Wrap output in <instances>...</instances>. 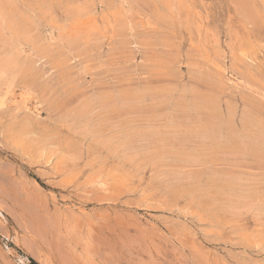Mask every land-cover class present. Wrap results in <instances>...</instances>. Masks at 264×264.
Wrapping results in <instances>:
<instances>
[{"label":"rangeland","instance_id":"rangeland-1","mask_svg":"<svg viewBox=\"0 0 264 264\" xmlns=\"http://www.w3.org/2000/svg\"><path fill=\"white\" fill-rule=\"evenodd\" d=\"M91 1H93L91 2L93 14L97 18L98 31L101 29L103 35L98 36L99 33L86 28L71 33L70 36H73L75 38L73 39L76 41L74 43L84 42L90 36L91 39H93L89 41L88 45H81L83 50L77 52L73 47L69 46L68 42L66 43L67 39L65 37H59L58 31L54 28L52 29V25L49 22L39 20L40 23H38L37 31H40V34L43 33L41 36L45 40H48L46 43H53L52 48L54 52H56L57 48L62 52L64 49L63 53H65L66 61L63 65L65 66H56L54 59L57 58V52L52 58L50 56L37 55L35 61L40 59L41 61L39 60L37 62L41 64H35V68L40 66L44 68L43 71L42 68H39L42 74L45 71V75L43 74L44 76H42L43 80L46 78V81H44L50 82L48 84V89L50 91L48 90L46 92L47 95L45 93L46 96H42H45L43 99L39 97V99L35 98L27 102L28 104L31 102V105L37 103L38 110H30L31 108L29 109L28 107L31 106L30 104H27L26 109H15L14 103L8 104L9 107L7 105L0 110V123L7 122V120L9 121L5 126L4 124H0V264H264V208L261 209L258 207L259 210H262L259 212L254 203L246 202V200L244 203H238V206H234L235 208L238 207V209H232L233 206L229 205L231 210H228L227 200L230 198L235 199V197L225 193L223 194V192H218L217 188H214L217 183H221V176L223 174L222 178H224L225 181L227 178H232V180L227 179V181L234 186H238L241 180H243V177H245L251 178V180L257 179L255 182L260 179L261 181L258 182H261L262 185L260 184V186L264 187V159L253 157L250 153H247V155L249 154L247 157L245 151L240 149H235L234 151V148L230 146L225 147L223 145L221 148L219 147V149L215 145L218 140H215V132L213 130L209 131L210 135L206 138L207 140L204 139L205 142L202 141L204 144H202V142H193L186 144V146L180 145L181 147L179 145H171L163 156L156 159L145 156L146 153L151 151L152 146H147L140 140L137 144L136 142L133 143V146H121L116 150L112 147H107L105 145L106 139L118 135L123 132L124 129L115 126L116 128L113 127L112 129L105 130V126H103V122L101 121L107 118V115L113 114L114 117L117 118L122 117L130 119L131 117L130 120H134L130 125L144 126L141 117H143V113L147 109L145 108L147 104L149 106L158 104L161 101L160 98L163 99V93L159 90H154L150 96L144 95L145 98L142 97L144 98V103L132 96L128 97L129 101H131L129 104L128 98L124 99L126 102H120L118 100L122 99H117L114 103V106L118 108L116 114L112 112L111 106H105L103 107L104 109H102L103 105H97L98 107L96 109L94 108V113L91 114V116L93 115V121L89 124L90 127L89 125H84V123L80 124L81 121L76 119L73 120L69 114L65 116L63 111V109L68 110L77 107L80 98L92 92L101 93L104 91L103 93H106L115 91L120 92L121 90L130 91L132 93L135 89H138V87L141 88L143 86H148L147 88L156 90L172 87L175 91H172L171 94L175 99L181 98V91L184 86L187 87L192 85L203 95L211 92H218L217 85H215L214 82L207 81L211 75H215L214 78L218 79V81H222V84L227 83L223 85L224 92L222 91L220 95L218 94L223 115L220 119L216 120L201 117V121H199L197 125L209 124L212 126L214 124V126H217L221 124L222 128H224L227 126V122L229 124L231 123L227 113L228 108L234 105L236 111L233 121L235 123L232 121V125L241 128V121H239V123L237 120H241L240 117L243 113L241 110L245 109L246 100L249 101L250 99L251 101L254 100L257 103H262L264 107V0H185L188 5L190 4L189 7L192 13H195V11L196 13L190 20L188 27L189 31L184 28H178L174 35L172 33H162L157 26L146 25L147 28H143L145 15L150 10L144 3H140L139 6L131 3V6L128 1L115 0L114 7H109L107 3L108 0H99L100 2L98 0ZM0 2L1 11L2 9L4 10L6 0H0ZM18 3L20 6L26 7L24 1L20 0ZM119 6L122 9L118 8ZM193 6H196V8H193ZM197 7L200 9L198 10ZM106 8L107 10H105ZM55 11H57L55 12L57 23L63 24V18H65L63 9L61 7H56ZM37 15L38 13H36V15L33 13L34 17ZM108 20H110V22H108ZM104 23H106V25ZM127 24H131L132 26L137 25L139 28L137 29L136 27L128 31L130 36L122 41L120 39V32L124 30V28L127 30ZM200 26L202 28H198ZM181 29H183L184 32ZM45 30H54L53 35H56L55 38L57 37L59 39H51L50 33L47 31L45 33ZM201 31L203 32L200 33ZM178 33L181 36H179ZM6 36V33L3 35L0 33V40H2L0 41V46L2 47H0V53L7 48L6 45H2L3 40L7 38ZM96 38L98 39V43H96ZM99 38L101 40H99ZM56 40L58 43L60 41L61 45L59 44L57 46L58 43H56ZM93 41L96 44H94ZM81 51L83 54L86 53L83 55ZM97 51L99 52L97 53ZM92 52H96L95 54L93 53L95 56H92ZM79 53L81 54L79 55ZM69 57L70 59L72 58L70 61L68 60ZM42 61L45 64L42 63ZM214 65L215 67H213ZM197 67L199 71L197 69L195 71L194 68ZM223 69L226 71L224 70V72ZM194 74L197 77L194 76ZM206 77L209 78L207 79ZM72 84L74 85L70 86ZM67 85L70 87L68 88ZM179 94L181 95L179 96ZM142 98L140 100H142ZM52 100L56 102L53 103ZM135 100H137V103ZM40 102L43 104L40 105ZM77 102L78 104H76ZM140 102L142 104H139ZM45 103L46 105L44 106ZM49 103L50 105L48 106ZM121 103V106L125 108H120ZM130 104L133 106L138 105L139 109H143H140L139 112L136 111V109L126 108L127 105L132 106ZM142 105L146 106L144 107ZM153 106L155 107L156 105ZM51 107L53 108L50 109ZM41 108L42 111L40 110ZM7 109H9L8 111L10 114L13 111L15 113L16 110H24L23 113L26 115L23 114L24 117H22V112L19 111L20 113L17 112L15 113L16 115H14V113L11 114V116L14 115L12 119L17 117L18 114L21 116L17 117V119L9 120L11 116L7 114ZM103 110H107V113ZM171 111L174 112V108ZM100 112L102 115L99 114ZM105 113L107 115H105ZM28 114H30L31 118L33 114H35V116L33 115L34 118L29 120L26 118ZM59 114H62L65 118L67 117L66 120H64L65 122L61 120L65 118L63 116L60 118L61 116ZM7 116L10 117L6 118ZM98 116L102 117L98 119ZM166 117L167 114H162L159 117V121H155L162 130L166 128L170 129V127L166 125L172 123L170 122L168 124V120L165 119ZM4 118L6 121L2 120ZM224 119H226L225 122H223ZM67 121H70V123ZM117 121L116 119L114 120V125L117 124ZM72 123L74 125L77 124V126L79 124V126H74ZM65 124L66 126H63ZM68 124L72 127L68 126ZM94 125H97V129L99 128L98 130L100 131L91 132L93 129L92 126ZM84 126H86V129ZM238 128L236 127V129ZM23 130H25L26 133H24ZM77 131L81 132L79 133ZM17 132H23V134L21 133L20 135L18 133L19 136ZM211 132L214 133L212 134ZM99 134L102 135L100 136ZM211 136L213 138H211ZM40 137H42V139L45 137L52 140H48L50 142L45 145L44 143H47V140L45 138V140H42ZM222 137L223 135L220 138L222 139ZM17 138L19 140H17ZM54 142H57L56 145ZM188 145L189 149L187 148ZM195 145L197 151L194 147ZM213 145H215V148ZM40 146L47 147L43 155L40 154ZM49 146H53L50 147L51 151L48 150ZM209 146L214 149L209 150ZM184 147L187 149L185 148V150ZM190 147L193 150L190 149ZM138 148H140V150ZM48 151L49 154L47 153ZM52 151L54 152L51 153ZM200 153L202 155H200ZM183 154L187 156L186 159ZM191 155H193V158ZM223 155L224 157H222ZM227 155L233 159L230 158L229 160ZM197 156H199V158ZM208 156L209 160L207 158ZM213 156L217 161L213 160ZM165 157H167V159ZM196 158L199 161L195 160L194 164L192 163L193 161H189L192 166L188 167V159ZM244 158H246V160H244ZM114 159L118 162H115ZM44 160L47 161V164ZM176 160L179 161L177 162ZM201 160H203L205 164H202L203 162ZM220 160L221 162H219ZM225 161L232 163L229 164ZM234 162L237 163V165L233 164ZM252 163L255 164L252 165ZM121 164L122 166H119ZM179 164L180 166H178ZM216 164L217 166H215ZM261 164L262 166H260ZM173 165L175 167H173ZM200 165L207 166L205 168V166L201 167ZM116 167L121 171L119 172V169L117 170ZM253 167H255V169ZM156 168L158 169L155 170ZM172 168L177 170H173ZM180 168H182V170ZM211 168L217 169L219 172L216 171L212 175L211 172H214V170ZM113 169L115 172H113ZM159 169L160 171H158ZM163 169L166 171H162ZM170 169L172 173L174 172L177 174L172 175L170 172L168 175L167 172L170 171ZM204 169L206 170L204 171ZM253 169L258 173L256 174ZM187 170L190 171V173H195L188 175ZM197 170L198 172H196ZM237 171L240 173H237ZM248 171L249 173L251 171L253 174H247ZM165 173H167L166 177L164 176ZM245 173L249 175V177L245 176ZM178 174L180 175L178 176ZM206 174H208L207 176L209 177H207ZM239 174V178H241V176L242 178L236 180ZM227 175H231V177ZM216 176H219V178H216ZM153 177L155 180H153ZM175 177L179 179L176 180ZM206 177L209 180L205 179ZM161 178L164 181H162ZM186 178H188V182ZM198 178L201 179L197 180ZM212 178L216 179L211 181ZM159 179L161 182L158 181ZM152 180L155 181L158 187L161 186L159 191L163 190V192L157 193L158 187L156 185V189L153 190L155 186L153 182H150ZM175 182L176 184H174ZM179 182L180 184L182 183V186L178 184ZM184 182L190 187L187 186V184L184 185ZM170 183H173V185ZM202 183L206 187H209V190L205 188ZM194 184H196V186L198 184L200 190L198 186L196 187ZM210 184L215 185L212 186ZM169 185H171V188L168 187ZM152 186L153 188L151 189ZM173 186L174 190L172 191ZM192 188H194V192L193 190L191 191ZM169 190L172 192L169 195L170 197L166 195L170 193ZM189 190L191 193H189ZM177 191H179V193ZM200 191H202V193ZM158 194L161 197H158ZM180 194L182 197L184 196V198L180 197ZM202 194L204 195L202 196ZM167 196L169 198H167ZM173 196L177 200H175ZM165 198H167V200ZM168 199H170L171 202L173 201L172 204ZM214 200H217L216 202L218 204ZM185 202L188 203V205ZM226 202L227 204H225ZM194 203H197L196 206L193 205ZM173 204H175L174 206H177V208L178 206L181 207L177 210V208H174ZM248 204L250 205V209L249 206H247ZM217 205L220 207H217ZM188 206H191L190 211L188 210ZM181 208L184 211H182ZM219 208L221 210H219ZM185 212H191L194 216L190 213V215L188 213L185 215ZM246 212L247 215H244ZM251 212L258 217L255 218L254 216L255 219L251 217L253 216L250 214ZM256 212H258V214ZM199 213H201V216ZM208 213L210 215H208ZM199 216L200 218L198 220ZM248 216H250V220ZM240 217H242V219ZM206 220L207 222H205ZM234 220L236 221L234 222ZM240 222H242V224ZM254 222H256V224ZM257 222H260L259 224L262 226ZM215 226H217V228ZM246 231L247 234L245 233ZM241 232L243 234H241ZM234 241L237 244H235ZM253 241H256L258 246L254 244ZM260 249L262 250L261 252ZM19 259H22L23 262H20Z\"/></svg>","mask_w":264,"mask_h":264},{"label":"bare ground","instance_id":"bare-ground-1","mask_svg":"<svg viewBox=\"0 0 264 264\" xmlns=\"http://www.w3.org/2000/svg\"><path fill=\"white\" fill-rule=\"evenodd\" d=\"M18 1H20V0H6V4H5V7H4V10L2 9L1 11H0V33L3 35L4 33H6L7 34V38L5 39V40H3V44L2 45H6L7 46V48L5 49V50H3L1 53H0V110H2L5 106H7L8 104L10 105L11 103H14V107H15V109H26V106H27V102H29L30 100H32V99H35V98H37V99H39V97H42L43 95H45V93L49 90L48 89V84L50 83V82H45L46 81V78L43 80V77L42 76H44L45 75V71L43 72V74H42V72L39 70V68H42L41 66L40 67H37V68H35V64H38V63H40V62H37V61H39V60H37V61H35V59L37 58L36 56L37 55H39V56H41V55H43V56H50L51 58H52V56L57 52V58H55L54 59V61H55V64H56V66H62L64 63H65V61H66V56H65V53H63L64 52V49H63V52L62 51H60L59 50V48H57L56 49V52H54V50H53V48H52V44L53 43H46V42H48V40H45L44 38H42V36L41 35H43V33L42 34H40L39 32L40 31H37L38 30V23H40V21L39 20H42L43 22L44 21H47V22H49L51 25H52V29L54 28V29H56L57 31H58V35H59V37L60 36H63V37H65L66 39H67V41H66V43L68 42L69 43V46H71V47H73L77 52H79L80 50H83V48H82V46H86V45H88L89 44V41L90 40H93V39H91V36L90 37H88L87 38V40H85L84 42H81V43H74V42H76L74 39V37L73 36H70V34L71 33H73V32H76L77 30H79V29H82V28H86V29H88V30H92V31H96V33H99L98 34V36H101V35H103L102 34V32H101V29L98 31V29L99 28H97V22H96V16L93 14V7H92V3L91 2H93V1H91V0H22V1H24V3H25V6L26 7H22V6H20L19 5V3H18ZM99 1V0H98ZM114 1L115 0H108L107 1V3H108V5H109V7L110 6H113L114 7ZM125 1H128L129 3H130V5H131V3L134 5H137V6H139V4L140 3H144V4H146L148 7H149V12L145 15V20H144V22H143V24H144V27L143 28H145L146 27V25L147 26H149V25H152V26H157L158 28H160V30L162 31V33H167V34H169V33H172L173 35L175 34V32H176V30L178 29V28H184V29H187L188 31H189V23H190V20L192 19V17L195 15V13H196V11H195V13L193 12L192 13V11H191V9H190V7H189V5L186 3V1L185 0H125ZM194 1V0H193ZM100 2V1H99ZM104 2V1H103ZM121 2V1H120ZM189 2V1H188ZM196 2V1H195ZM203 2V1H202ZM1 3V2H0ZM106 3V2H105ZM197 3H199V2H197ZM103 4V3H102ZM121 4V3H120ZM124 4V3H123ZM127 4V3H126ZM1 5V4H0ZM197 5V4H196ZM117 6V5H116ZM121 6V5H120ZM118 7V8H121V7ZM125 6V5H124ZM123 6V7H124ZM132 6V5H131ZM56 7H61L62 9H63V11H64V16H65V18H63L64 20H63V24L61 23V24H59V23H57V18H56V16H55V12H57V11H55V9H56ZM108 7V6H107ZM108 7V8H109ZM196 8V6H193V8ZM204 7V6H203ZM104 8V7H103ZM131 8V7H130ZM192 8V7H191ZM206 8V7H205ZM122 9V8H121ZM120 9V10H121ZM128 9H129V7H128ZM134 9V8H133ZM132 9V10H133ZM137 9V8H136ZM197 9H198V7H197ZM200 9V8H199ZM198 9V10H199ZM58 10V9H57ZM105 10H107V8L105 9ZM109 10V9H108ZM131 10V11H132ZM135 10V9H134ZM95 11V10H94ZM98 11V10H97ZM103 11V10H102ZM123 11V10H122ZM125 11V10H124ZM129 11H130V9H129ZM203 11V10H202ZM209 11V10H208ZM113 12V11H112ZM200 12V11H199ZM33 13H34V15H36V13H38V15L36 16V17H34L33 16ZM97 13V12H96ZM58 14V13H57ZM62 14V13H61ZM118 14H120V13H118ZM197 14H198V12H197ZM123 15V14H122ZM121 15V16H122ZM199 15V14H198ZM58 16H60V15H58ZM110 16V15H109ZM63 17V16H62ZM199 17V16H198ZM107 18V17H106ZM111 18V17H110ZM59 20V19H58ZM111 20V19H110ZM110 20H108V22H110ZM41 21V22H42ZM42 22V23H43ZM48 23V24H49ZM107 23V22H106ZM106 23H104L105 25H106ZM44 24H46V23H44ZM43 25V24H42ZM41 25V26H42ZM105 25H104V27H105ZM49 26V25H48ZM40 27V26H39ZM137 27V25H134V26H132L131 24H127V26H126V28H127V30H125V28H124V30H122L121 32H120V35H121V40L122 41H124V40H126L129 36H130V34L128 33V31H130L131 29H135ZM46 28V27H45ZM50 28V27H49ZM48 28V29H49ZM102 28V27H101ZM111 28V27H110ZM139 27H137V29H138ZM147 28V27H146ZM198 28H202L201 26L200 27H198ZM143 30V29H142ZM154 30V29H153ZM181 30H183V29H181ZM46 31L47 32H49L50 34V38L51 39H53L54 40V38H55V36L53 35V31L54 30H45V33H46ZM107 31V30H106ZM110 31V30H109ZM183 32H184V30H183ZM203 31H201L200 33H202ZM106 33V32H105ZM55 34H56V32H55ZM147 34H149V33H147ZM95 35V34H94ZM104 35H106V34H104ZM119 35V36H120ZM178 35H179V33H178ZM45 36V35H44ZM179 36H181V35H179ZM201 36H203V35H201ZM211 36V35H210ZM84 37V36H83ZM5 38V37H4ZM49 38V37H48ZM57 38V37H56ZM55 38V39H56ZM74 38V39H73ZM77 38V37H76ZM82 38V37H81ZM101 38V37H100ZM99 38V40H101ZM212 38V37H211ZM57 39H59V38H57ZM62 39V38H61ZM60 39V40H61ZM79 39V38H78ZM113 39V38H112ZM119 39V40H120ZM114 40V39H113ZM118 40V39H117ZM205 40V39H204ZM0 41H2V40H0ZM50 41V40H49ZM98 41V39L96 38V43H98L97 42ZM104 41V40H103ZM94 42V41H93ZM56 43H58L57 42V40H56ZM95 42H94V44H96ZM190 43V42H189ZM55 44V43H54ZM61 45V43H60V41H59V43L57 44V46L58 45ZM63 44V43H62ZM127 44H129V43H127ZM1 45V44H0ZM82 45V46H81ZM56 46V47H57ZM63 46V45H62ZM65 46V45H64ZM94 46V45H93ZM98 46V45H97ZM108 46V45H107ZM210 46V45H209ZM1 47V46H0ZM92 47V46H91ZM109 47V46H108ZM206 47V46H205ZM2 48V47H1ZM61 48V47H60ZM95 48V47H94ZM93 48V49H94ZM99 48V47H98ZM100 48H101V46H100ZM55 49V48H54ZM71 49V48H70ZM209 49V48H208ZM71 50H73V49H71ZM74 51V50H73ZM91 51V50H90ZM67 52V51H66ZM99 51H97V53H98ZM104 52V51H103ZM81 53H82V51H81ZM81 53H79V55L81 54ZM86 53V52H85ZM84 53V54H85ZM89 53H91V52H89ZM94 52H92V54H93ZM96 53V52H95ZM94 53V54H95ZM69 54V53H68ZM72 54H73V52H72ZM83 54V53H82ZM83 54V55H84ZM92 55V56H95V55ZM109 54V53H108ZM107 54V55H108ZM34 55V56H33ZM90 55V54H89ZM88 55V56H89ZM87 56V55H86ZM203 56V55H202ZM205 56V55H204ZM56 57V56H55ZM71 57V56H70ZM70 57H69V61L72 59H70ZM74 57V56H73ZM83 57V56H82ZM39 58V57H38ZM209 58H210V56H209ZM50 59V58H49ZM48 59V60H49ZM95 59V58H94ZM204 59V58H203ZM44 60V59H43ZM206 60V59H205ZM41 61V60H40ZM46 61H47V59H46ZM50 61V60H49ZM52 61V60H51ZM87 61V60H86ZM208 61V60H207ZM206 61V62H207ZM213 61V60H212ZM37 62V63H36ZM48 62V61H47ZM46 62V63H47ZM53 62V61H52ZM205 62V63H206ZM215 62V61H214ZM42 63H44L43 61H42ZM49 63V62H48ZM41 64V63H40ZM45 64V63H44ZM43 64V65H44ZM68 64V63H67ZM208 64V63H207ZM206 64V65H207ZM216 64V63H215ZM205 65V64H204ZM210 65V64H209ZM37 66H39V65H37ZM45 66V65H44ZM63 66H65V65H63ZM46 67V66H45ZM211 67V66H210ZM213 67H215V65L213 66ZM221 67V66H220ZM53 68V67H52ZM204 68V67H203ZM219 68V67H218ZM43 69L44 68H42V71H43ZM49 69H50V67H49ZM68 69V68H67ZM195 69V71H196V69L198 70V67L197 68H194ZM200 69V68H199ZM221 69V68H220ZM193 70V69H192ZM211 70V69H210ZM225 69H223V71H224ZM132 71V70H131ZM199 71V70H198ZM204 71H205V69H204ZM207 71V70H206ZM217 71V70H216ZM220 71V70H219ZM226 71V70H225ZM224 71V72H225ZM109 72V71H108ZM111 72V71H110ZM190 72H192V71H190ZM214 72V71H213ZM222 72V71H221ZM193 73V72H192ZM207 73H208V71H207ZM209 73H210V71H209ZM112 74V73H111ZM190 74V73H189ZM188 74V75H189ZM196 74V73H195ZM194 74V76H196ZM114 75V74H113ZM47 76V75H46ZM191 76V75H190ZM215 76V75H214ZM214 76L213 75H211L210 76V78L209 77H206L207 79L209 78V80H207V81H209V82H214L215 83V85H217V90H218V92H211V93H208V94H202V93H200V91L199 90H197V88L196 87H194V86H187V87H181L182 88V96H181V98H179V99H175V98H173V95L171 94L172 93V91H175V90H173V88L172 87H170V88H167V89H152V88H147L146 86L144 87H141V88H139L138 87V89H135L134 90V92H130V91H121L120 90V92H117V91H115V92H106V93H103V92H101V93H98V92H92V93H90V94H87L86 96H84V97H82V98H80V100H79V104H78V102L76 103V104H78V106L77 107H73V108H71V109H68V110H66V109H63V111H64V114H65V116L67 115L68 116V114L73 118V120L74 119H76V120H78V121H81L80 122V124H82V123H84V125H89L90 123H91V121H93V119H92V116H91V114L92 113H94L93 111H94V108L96 109L99 105H103L102 106V109H104L103 107H109V106H111L112 107V112H114V114H116V112L118 111V108H116L114 105V103L116 102V100L117 99H122V100H118V101H125L124 99H127L129 96H132V97H135V98H138L139 99V101H141V102H143V100H144V95H148V96H150L152 93H153V91L155 90V91H161L162 93H163V99H161L160 98V102L159 101H157V102H159L158 104H153V102H152V104L153 105H156L155 107L153 106V105H150V106H153V107H150L148 104H147V106L145 107L144 105H142V106H144L145 108H147L146 110H145V112L143 113V117H141L142 118V120H143V122H144V126H138V125H130L131 123H132V121L134 120H130L131 119V117H130V119L128 120L127 118H122V117H114V115L112 114H110V115H107L106 113H107V110H103L104 112H106L105 113V115H107L108 117L107 118H105V119H103V121H101V122H103V126H105V130H109V129H112L113 127H115V126H119L120 128H123L124 129V131L123 132H121V133H119L118 135H116V136H112V137H110V138H108V139H106V146L107 147H112L114 150H116L118 147H121V146H123V147H126V146H133V143H135L136 142V144H137V142L140 140V141H143V143L145 144V145H147V146H152V148H151V151L150 152H148V153H146L145 154V156L146 157H149V158H152V159H156V158H159V157H161V156H163L166 152H167V150H168V147H170L171 145H185L186 146V144H190V143H199V142H202V141H204V139L205 140H207L206 138L210 135V133H209V131L210 130H213L214 132H215V140L217 139L218 141L216 142L214 139V141L216 142V146L219 148H221V146H225V147H228V146H230V147H232V148H234V151H235V149H240V150H243V151H245L246 153V156L248 157L249 156V154L247 155V153H250V154H252L253 155V157H257V158H260V159H264V107H263V105H262V103L260 104V103H257V102H255L254 100L253 101H251L249 98H245V99H249V101L248 100H246L245 101V109L244 110H241V111H243V113H242V115H241V120H237L238 122L239 121H241V123H240V127L241 128H238V126H233L232 125V121H233V118H234V116H235V111H236V109H235V106L234 105H231L230 106V104H229V108H228V117H229V120H231L230 122V124L227 122V126H223L224 128H222V125L221 124H219V125H217V126H214V124L212 125V126H210L209 124H202V125H197L198 124V122L199 121H201L200 120V118L201 117H204V118H208V119H212V120H216V119H220L221 117H222V111H221V108H220V102H219V95H220V93H222V91L224 90L223 88V85L224 84H227V83H224V84H222V81H218V79H215L214 78ZM197 77V76H196ZM195 77V78H196ZM200 77V76H199ZM226 77V76H225ZM113 78V77H112ZM217 78V77H216ZM199 79V78H198ZM107 80V79H106ZM222 80H224V79H222ZM230 83V82H229ZM229 83H228V85H229ZM74 84H72V85H70V86H73ZM189 85V84H188ZM68 86V85H67ZM70 86H68V88L70 87ZM75 86H76V84H75ZM177 86V85H176ZM175 86V87H176ZM226 86V85H225ZM152 87V86H151ZM154 87V86H153ZM216 87V86H215ZM227 87V86H226ZM232 87H233V85H232ZM67 88V87H66ZM74 88H76V87H74ZM230 88H231V86H230ZM71 89V88H70ZM176 89V88H175ZM227 89V88H226ZM236 89V88H235ZM234 89V90H235ZM66 90V89H65ZM179 90V89H178ZM230 90V89H229ZM229 90H228V92H229ZM262 90V89H261ZM260 90V91H261ZM50 91V90H49ZM64 91V90H63ZM71 91V90H70ZM73 91V90H72ZM53 92V91H52ZM68 92V91H67ZM177 92V91H176ZM224 92V91H223ZM228 92H227V94H228ZM69 93V92H68ZM231 93H233V92H231ZM230 93V94H231ZM241 93H242V91H241ZM174 94H175V92H174ZM219 94V95H218ZM235 94V93H234ZM46 95H47V93H46ZM45 95V96H46ZM181 94H179V96H180ZM246 95H247V93H246ZM259 95H260V93H259ZM44 96V97H45ZM249 96V95H248ZM247 96V97H248ZM264 96V95H263ZM44 97H42L41 99H43ZM73 97V96H72ZM74 97H75V95H74ZM142 97H144V98H142ZM177 97V96H176ZM246 97V96H245ZM261 97V96H260ZM49 98H51V97H49ZM48 98V99H49ZM134 98V99H135ZM142 98V100H140ZM262 98V97H261ZM36 99V100H37ZM40 99V100H41ZM48 99H46V100H48ZM57 99V98H56ZM55 99V100H56ZM137 99V100H138ZM149 99V98H148ZM244 99V98H243ZM35 100V101H36ZM131 100V99H130ZM133 100V99H132ZM137 100H135L136 101V103H137ZM159 100V99H158ZM257 100V99H256ZM264 100V99H263ZM34 101V100H33ZM53 101V100H52ZM57 101V100H56ZM56 101H53V103L54 102H56ZM128 101H129V98H128ZM134 101V102H135ZM39 102V101H38ZM42 102V101H41ZM40 102V105L41 104H43V103H41ZM126 102V101H125ZM131 101H129L128 102V104L130 103ZM134 102H133V104H134ZM139 103V104H142V103ZM31 103V102H30ZM29 103V104H30ZM52 103V102H51ZM52 103V104H53ZM124 103V102H123ZM144 103V102H143ZM151 103V102H150ZM155 103V102H154ZM264 103V102H263ZM28 104V105H29ZM39 104V103H38ZM117 104H118V102H117ZM9 105H8V107H9ZM31 105V104H30ZM40 105H39V107H40ZM46 105V103L44 104V106ZM50 105V103L48 104V106ZM98 105V106H97ZM122 105V103L120 104V108L121 107H123V106H121ZM130 105H132V104H130ZM157 105H159V106H157ZM12 106V105H11ZM10 106V107H11ZM38 105H37V103L36 104H33V105H31V106H28L29 107V109L30 110H38L37 107ZM63 106V105H62ZM76 106V105H75ZM141 106V107H142ZM68 107V106H67ZM67 107H65V108H67ZM101 107V106H100ZM157 107V108H156ZM42 108H43V106H42ZM42 108L40 109L41 111H42ZM47 108H49V107H47ZM53 107H51L50 109H52ZM56 108V107H55ZM54 108V109H55ZM123 108H125V107H123ZM126 108H132V109H136V111H139L140 109H139V106L137 105V106H129V105H127V107ZM174 108V112H172L171 110ZM14 109V110H15ZM45 109V108H44ZM101 109V108H100ZM102 109H101V111H102ZM108 109H110V108H108ZM143 109V108H142ZM141 109V110H142ZM9 109H7V111H8ZM32 110V111H33ZM39 110V111H40ZM47 110V109H46ZM49 110V109H48ZM158 110V111H157ZM20 111V110H19ZM19 111H15V113H17V112H19ZM23 111L24 110H22V111H20V112H22L21 114H22V117H24L23 116ZM50 111V110H49ZM96 111H98V110H96ZM108 111H110V110H108ZM238 111V110H237ZM240 111V110H239ZM3 112H4V110H3ZM6 112V111H5ZM9 112V111H8ZM7 112V114H10V112L8 113ZM11 112H12V110H11ZM19 112V113H20ZM27 112V111H26ZM30 112V111H29ZM38 112V111H37ZM62 112V111H61ZM140 112V111H139ZM2 113V112H1ZM14 113V111L11 113V114H13ZM14 113V115H16ZM28 113V112H27ZM31 113V112H30ZM39 113V112H38ZM240 113V112H239ZM3 114V113H2ZM7 114H5V115H7ZM11 114H10V116H11ZM35 114H36V112H35ZM35 114H33L34 116H35ZM62 114H63V112H62ZM60 115L61 117L60 118H62V116L63 115ZM100 115H102V113L100 112L99 113ZM104 114V113H103ZM142 114V113H141ZM162 114H167V117L165 118V119H167L168 121V124L170 123V122H172L170 125H166L167 127H170V129L169 128H166V129H164V130H162V129H160L159 128V124H156V122H157V120L159 121V117H160V115H162ZM14 115H12L11 116V119H9V120H14L15 118L17 119V117H19V116H21L20 114H18L17 115V117H15V118H13L12 119V117H14ZM24 115H26V114H24ZM32 115V118H34V116ZM57 115H58V113H57ZM95 115V114H94ZM10 116H7L6 118H8V117H10ZM28 116V117H27ZM26 116V118H28L29 120H31L32 118H31V116H30V114H28ZM30 116V117H29ZM38 116V115H37ZM36 116V117H37ZM65 116H63L64 118H65ZM104 116V115H103ZM159 116V117H158ZM236 116H237V114H236ZM41 117V116H40ZM39 117V118H40ZM59 117V116H58ZM57 117V118H58ZM95 117V116H94ZM97 117V116H96ZM99 117H102V116H98V119H99ZM106 117V116H105ZM164 117V116H163ZM238 117V116H237ZM38 118V119H39ZM56 118V117H55ZM67 118V117H66ZM66 118L65 119H61V120H66ZM1 119V118H0ZM116 119V125H114V120ZM164 119V120H165ZM235 119H236V117H235ZM2 120H4V121H6L5 120V118L4 119H2ZM34 120H37V119H34ZM40 120V119H39ZM67 120H69V119H67ZM96 120V119H95ZM141 120V119H140ZM204 120V119H203ZM225 120L226 119H224V121L223 122H225ZM54 121V120H53ZM60 121V120H59ZM156 121V122H155ZM210 121V120H209ZM220 121V120H219ZM228 121V120H227ZM3 122V121H2ZM7 122H9L8 120H7ZM7 122H4V123H0V124H4V126H5V124L7 123ZM55 122V121H54ZM65 122V121H64ZM67 122H69L70 123V121H67ZM71 122H72V119H71ZM95 122V121H94ZM174 122V123H173ZM211 122H213V121H211ZM222 122V123H223ZM234 122V121H233ZM31 123V122H30ZM53 123V122H52ZM138 123V122H137ZM201 123H203V122H201ZM209 123V122H208ZM235 123V122H234ZM59 124V123H58ZM57 124V125H58ZM64 124V123H63ZM73 124V123H72ZM95 124V123H94ZM99 124V123H98ZM97 124V125H98ZM74 125V124H73ZM76 126H77V124H75ZM74 125V126H75ZM97 125H94V126H92L93 127V129L91 130V132H98V131H100V130H98L97 129ZM162 125V124H161ZM4 126H2V127H4ZM53 126H55V125H53ZM63 126H66V124L65 125H63ZM68 126H71V125H69L68 124ZM78 126H79V124H78ZM77 126V127H78ZM81 126V125H80ZM163 126V125H162ZM72 127V126H71ZM89 127H90V125H89ZM236 127L238 128V129H236ZM42 128V127H41ZM63 128V127H62ZM66 128V127H65ZM84 128L86 129V126H84ZM101 128V127H100ZM116 128V127H115ZM67 129V128H66ZM84 129V130H85ZM119 129V128H118ZM117 129V130H118ZM71 130V129H70ZM83 130V129H82ZM89 130V129H88ZM120 130V129H119ZM24 131V133H26V131L25 130H23ZM61 131V130H60ZM74 131H76V130H74ZM77 132H79V131H77ZM81 132V131H80ZM79 132V133H80ZM108 132V131H107ZM213 132V133H214ZM19 132H17V134H18ZM21 133L23 134V132H20L19 134L21 135ZM85 133V132H84ZM112 133V132H111ZM212 133V132H211ZM212 133V134H213ZM12 134V133H11ZM18 134V135H19ZM98 134V133H97ZM106 134H108V133H106ZM106 134H105V136H106ZM113 134V133H112ZM19 135V136H20ZM76 135V134H75ZM84 135V134H83ZM90 135V134H89ZM96 135V134H95ZM100 135V134H99ZM102 135V134H101ZM100 135V136H101ZM223 135V137H225V138H223L222 137V139L220 138L221 136ZM26 136V135H25ZM94 136V135H93ZM30 137V136H29ZM48 137V136H47ZM50 137V136H49ZM88 137V136H87ZM91 137V136H90ZM97 137H98V135H97ZM41 139H42V137H40ZM45 138V137H44ZM42 139V140H47V143H44L45 145L46 144H48L50 141H48V140H52V139H48V138H45V139ZM89 138V137H88ZM87 138V139H88ZM93 138V137H92ZM99 138V137H98ZM104 138V137H103ZM211 138H213L212 136H211ZM211 138H209V139H211ZM39 139V138H38ZM86 139V140H87ZM17 140H19L18 138H17ZM23 140V139H22ZM40 140V139H39ZM42 140H40V141H42ZM59 140V139H58ZM83 140V139H82ZM90 140V139H89ZM88 140V141H89ZM91 140H93V139H91ZM29 141V140H28ZM102 141V140H101ZM211 142H214V141H212V140H210ZM19 142V141H18ZM37 142V141H36ZM39 142V141H38ZM92 142H94V141H92ZM104 142V141H103ZM205 142V141H204ZM208 142V141H207ZM214 142V143H215ZM20 143V142H19ZM57 143V142H56ZM56 143L54 142V144L56 145ZM60 143V142H59ZM210 143V142H209ZM208 143V144H209ZM53 144V143H52ZM202 144H204L203 142H202ZM213 144V143H212ZM51 145V144H50ZM215 145H213L214 146V148H215ZM57 146H58V144H57ZM192 146V145H191ZM201 146V145H200ZM211 146V145H210ZM209 146V147H210ZM50 147H53V146H49V149L48 150H50L51 151V149H50ZM59 147V146H58ZM173 147V146H172ZM181 147V146H180ZM195 147V149H196V145L194 146ZM198 147H199V145H198ZM203 147V146H202ZM206 147H207V145H206ZM236 147V148H235ZM106 148V147H105ZM132 148V147H131ZM186 147H184V149H185ZM188 149H189V145H188V147H187ZM186 148V149H187ZM213 147L211 148H209V150L210 149H214ZM219 148V149H220ZM231 148V149H232ZM40 149H41V152H40V154L41 155H43L44 153V151H46L47 150V147H45V146H43V147H41L40 146ZM53 149H55V148H53ZM137 149V148H136ZM139 150H140V148H138ZM180 149V148H179ZM185 149V150H186ZM190 149H192L191 147H190ZM199 149V148H198ZM230 149V148H229ZM228 149V150H229ZM56 150V149H55ZM112 150V149H111ZM132 150V149H131ZM130 150V151H131ZM182 150V149H181ZM184 150V151H185ZM193 150V149H192ZM191 150V151H192ZM207 150V149H206ZM222 150V149H221ZM233 150V149H232ZM126 151V150H125ZM133 151V150H132ZM132 151H131V153H132ZM195 151V150H194ZM196 151H197V149H196ZM233 151V152H234ZM26 152V151H25ZM54 151H52L51 153H53ZM118 152V151H117ZM127 152V151H126ZM193 152V151H192ZM214 152V151H213ZM229 152H230V150H229ZM232 152V151H231ZM240 152V151H239ZM242 152V151H241ZM46 153V152H45ZM48 154H49V151L47 152ZM189 153V152H188ZM211 153V152H210ZM221 153H222V151H221ZM235 153V152H234ZM238 153V152H237ZM48 154H47V156H48ZM57 154V153H56ZM55 154V155H56ZM226 154V153H225ZM241 154V153H240ZM240 154H239V156H240ZM181 155V154H180ZM184 155V154H183ZM199 155V154H198ZM200 155H202L201 153H200ZM199 155V156H200ZM214 155H215V153H214ZM217 155H219V154H217ZM216 155V156H217ZM231 155V154H230ZM244 155V154H243ZM185 156V155H184ZM183 156V157H184ZM199 156H197L198 158H199ZM206 156V155H205ZM220 156V155H219ZM232 156H233V154H232ZM236 156H238V155H236ZM42 157V156H41ZM171 157V156H170ZM175 157V156H174ZM174 157H173V159H174ZM191 157L193 158V155H191ZM190 157V158H191ZM201 157V156H200ZM204 157V156H203ZM212 157V156H211ZM222 157H224V155L222 156ZM225 157H226V155H225ZM227 157H228V155H227ZM234 157V156H233ZM242 157V156H241ZM244 157V156H243ZM246 157V158H247ZM50 158V157H49ZM48 158V159H49ZM164 158V157H163ZM166 159H167V157H165ZM177 158V157H176ZM178 158H180V159H182L181 157H178ZM187 158V156H185V159ZM206 158V157H205ZM208 158V160H209V156L207 157ZM218 158H220V157H218ZM217 158V159H218ZM229 158V160H230V158L231 157H228ZM235 158V157H234ZM237 158V157H236ZM239 158V157H238ZM246 158H244V160H246ZM47 159V160H48ZM121 159V158H120ZM168 159H169V157H168ZM172 159V160H173ZM179 159V160H180ZM185 159H184V161H185ZM210 159H212V158H210ZM231 159H233V158H231ZM242 159V158H241ZM253 159V158H252ZM115 160V159H114ZM132 160V159H131ZM171 160V159H170ZM178 160V161H179ZM195 160H198L197 158L196 159H188V161L187 162H191V161H193L192 163L194 164V162H195ZM206 160V159H205ZM213 160H215V161H217L216 160V158H214V156H213ZM226 160V159H225ZM243 160V161H244ZM250 160V159H249ZM254 160V159H253ZM257 160V159H256ZM45 161V163L47 162L46 160H44ZM177 161V160H176ZM177 161V162H178ZM199 161V160H198ZM202 162H203V160H201ZM258 161V160H257ZM49 162V161H48ZM115 162H118V161H116L115 160ZM133 162H134V160H133ZM166 162V161H165ZM170 162V161H169ZM175 162V161H174ZM183 162V161H182ZM190 162H189V165H188V167L190 166H192V165H190ZM219 162H221V160L219 161ZM218 162V163H219ZM225 162H228V161H225ZM254 162V161H253ZM260 162V161H259ZM136 163V162H135ZM191 163V164H192ZM198 163V162H197ZM196 163V164H197ZM229 163V162H228ZM230 163H232V162H230ZM229 163V164H230ZM47 164V163H46ZM118 164V163H117ZM116 164V165H117ZM120 164V163H119ZM132 164V163H131ZM199 164V163H198ZM201 164V163H200ZM202 164H205V162H203ZM227 164V163H226ZM228 164V165H229ZM233 164H236L237 165V163H233ZM232 164V165H233ZM249 164V163H248ZM247 164V165H248ZM253 164H255V163H252V165ZM258 164V163H257ZM162 165V164H161ZM186 165V164H185ZM209 165V164H208ZM220 165V164H219ZM119 166H122V164L121 165H119ZM166 166V165H165ZM169 166H171V165H169ZM178 166H180V164L178 165ZM182 166V165H181ZM198 166V165H197ZM201 166V165H200ZM203 166V165H202ZM201 166V167H202ZM205 166V165H204ZM203 166V167H204ZM207 166V165H206ZM206 166H205V168H206ZM211 166V165H210ZM212 166H214V165H212ZM215 166H217V164L215 165ZM227 166V165H226ZM255 166V165H254ZM260 166H262V164L260 165ZM263 166H264V164H263ZM138 167V166H137ZM163 167V166H162ZM161 167V168H162ZM173 167H175L174 165H173ZM177 167V166H176ZM186 167H187V165H186ZM194 167H196V166H194ZM219 167V166H218ZM224 167H225V164H224ZM229 167V166H228ZM117 168V167H116ZM124 168H125V166H124ZM159 168V167H158ZM158 168H156L155 170H157ZM160 168V169H161ZM170 168V167H169ZM184 168V167H183ZM214 168V167H213ZM213 168H211V169H213ZM220 168V167H219ZM218 168V169H219ZM249 168H250V166H249ZM254 169H255V167H253ZM115 169V168H114ZM113 169V170H114ZM119 168H117V170H118ZM128 169V168H127ZM160 169L158 170V171H160ZM166 169V168H165ZM165 169H163L162 171H164ZM168 169V168H167ZM173 169V168H172ZM181 170H182V168H180ZM192 169H193V167H192ZM191 169V170H192ZM195 169H197V168H195ZM245 169V168H244ZM253 169V170H254ZM260 169H263V168H260ZM260 169H258V170H260ZM112 170V171H113ZM116 170V169H115ZM115 170L113 171V172H115ZM124 170V169H123ZM130 170V169H129ZM142 170V169H141ZM173 170H177V169H173ZM179 170V169H178ZM199 170H202V169H199ZM206 169H204V171H205ZM214 170V172H211L212 173V175H213V173H215L216 171H218L217 169L215 170V169H213ZM232 170V169H231ZM241 170V169H240ZM239 170V171H240ZM252 170V171H253ZM112 171H110V172H112ZM121 170L119 169V172H120ZM140 171V170H139ZM166 171V170H165ZM164 171V172H165ZM168 171V170H167ZM180 171V170H179ZM185 171V170H184ZM183 171V172H184ZM188 171V170H187ZM239 171H237V173H240ZM255 171V170H254ZM262 171V170H261ZM117 172V171H116ZM148 172H150V171H148ZM153 172V171H152ZM172 173V171H171V169H170V171H168L167 173H168V175H169V173ZM196 172H198V170L196 171ZM219 172V171H218ZM217 172V173H218ZM223 172V171H222ZM221 172V173H222ZM233 172V171H232ZM242 172V171H241ZM245 172V171H244ZM126 173V172H125ZM155 173V172H154ZM153 173V174H154ZM161 173V172H160ZM163 173V172H162ZM167 173H165V177L167 176L166 174ZM186 173V172H185ZM192 174H194L193 172H191ZM190 173V171H188V175H190L191 174ZM202 173V172H201ZM200 173V174H201ZM209 173V172H208ZM221 173H219V174H221ZM249 173V171L247 172V174ZM250 173L251 174H253L251 171H250ZM250 173H249V175H250ZM255 173L257 174L258 172H256L255 171ZM128 174V173H127ZM173 174H175L174 172L172 173V175ZM177 174V173H176ZM175 174V175H176ZM246 174V173H245ZM245 175V176H248L249 177V175ZM255 174V175H256ZM100 175V174H99ZM126 175V174H125ZM128 175H130V174H128ZM133 175V174H132ZM152 175V174H151ZM162 175V174H161ZM180 174H178V176H179ZM183 175V174H182ZM205 175V174H204ZM208 174H206V176H207ZM209 175H211V174H209ZM217 175V174H216ZM224 175V174H223ZM222 175V176H223ZM242 175V174H241ZM261 175H263V174H261ZM110 176V175H109ZM153 176V175H152ZM158 176V175H157ZM187 176V175H186ZM195 176V175H194ZM193 176V177H194ZM219 176H221V175H219ZM219 176H216V178L218 177L219 178ZM222 176H221V179H222V181H221V183L219 182V183H217V185H212V184H210V185H212V186H214V188H217V191L218 192H223V194L225 193V194H227V195H229V196H234L235 197V199H232V198H230V199H226L227 201H228V204H227V202L225 203V204H227V206H228V210L230 209L231 210V208H229V205H231V206H233L232 207V209H234L235 207H236V205L238 204V203H240V204H242V203H244V201H246V202H251V203H254L256 206H257V208L258 207H260L261 209H263L264 208V187L263 186H260V184L262 185V183L261 182H258V181H261L260 179L257 181V182H255V180H257V179H255V180H251V178H245V177H243V180H241V183H237L238 184V186L237 185H233V184H231L229 181H227V179H231L232 180V178H227L226 179V181H225V179L224 178H222ZM228 176V175H227ZM238 176V175H237ZM244 176V175H243ZM182 177V176H181ZM180 177V178H181ZM188 177V176H187ZM198 177V176H197ZM201 177V176H200ZM207 177H209V176H207ZM205 178V179H208V178ZM211 177H213V176H211ZM228 177H231V175L230 176H228ZM235 177V176H234ZM234 177H233V180H234ZM240 177V174H239V176H238V178H236V180H240L241 178H242V176H241V178H239ZM257 177H259V176H257ZM261 177V176H260ZM152 178V177H151ZM163 178V177H162ZM162 178H161V180H162ZM174 178V177H173ZM176 178V177H175ZM190 178V177H189ZM196 178V177H195ZM194 178V179H195ZM203 178H204V176H203ZM215 178V179H216ZM225 178H226V176H225ZM254 178V177H253ZM256 178V177H255ZM98 179V178H97ZM177 179H179V178H176V180ZM185 179V178H184ZM184 179H183V181H184ZM201 179V178H200ZM199 178L197 179V180H200ZM215 179H213L212 178V180L211 181H213V180H215ZM262 179V178H261ZM112 180V179H111ZM114 180V179H113ZM153 180H155L154 179V177H153ZM150 181V182H153V184H154V186L156 185V183H155V181ZM169 180V179H168ZM171 180V179H170ZM186 180H187V182H188V178H186ZM209 180V179H208ZM207 180V181H208ZM230 180V181H231ZM91 181V180H90ZM93 181V180H92ZM95 181V180H94ZM159 182H161L160 181V179L158 180ZM162 181H164V180H162ZM180 181V180H179ZM203 181V180H202ZM114 182H115V180H114ZM166 182H169V181H166ZM174 182V181H173ZM178 182V181H177ZM181 182V181H180ZM180 182L178 183V184H180ZM186 182V181H185ZM184 182V183H185ZM200 182V181H199ZM217 182V181H216ZM215 183V182H214ZM169 184V183H168ZM167 184V185H168ZM170 184H172L173 185V183H170ZM174 184H176V182L174 183ZM182 184V183H181ZM180 184V185H181ZM187 183H185L184 185H186ZM189 184H190V182H189ZM203 184V183H202ZM209 184V183H208ZM264 184V183H263ZM191 185H192V183H191ZM195 186H196V184H194ZM204 185V184H203ZM149 186H150V184H149ZM157 187H158V185H156ZM156 186H155V188H153V186L151 187V189L153 188V190L154 189H156ZM171 185H169L168 187H170ZM175 186V185H174ZM174 186H173V189H172V191L174 190ZM182 186V185H181ZM187 186H189L188 184H187ZM197 186H198V184H197ZM196 186V187H197ZM205 186V185H204ZM161 187V186H160ZM160 187H158V192L157 193H159V192H163V190H161V191H159L160 189ZM179 187V186H178ZM190 187V186H189ZM149 188V187H148ZM166 188V187H165ZM164 188V189H165ZM171 188V187H170ZM176 188V187H175ZM180 188V187H179ZM187 188V187H186ZM201 188V187H200ZM202 188H203V186H202ZM201 188V189H202ZM205 188H209V187H206L205 186ZM163 189V188H162ZM167 189V188H166ZM165 189V190H166ZM177 189V188H176ZM188 189V188H187ZM194 188H192L191 189V191L193 190ZM198 189H199V186H198ZM211 189H212V187H211ZM148 190V189H147ZM156 190V191H157ZM165 190H164V192H165ZM179 190V189H178ZM181 190V189H180ZM183 190V189H182ZM186 190V189H185ZM184 190V191H185ZM200 190V189H199ZM209 190V189H208ZM213 190V189H212ZM152 191V190H151ZM167 191V190H166ZM184 191H182V192H184ZM190 191V190H189ZM191 191L189 192V193H191ZM205 191H207V190H205ZM214 191H215V189H214ZM146 192V191H145ZM155 192V191H154ZM169 192H170V190H169ZM178 193H179V191H177ZM181 192V193H182ZM186 192V191H185ZM193 192H194V190H193ZM201 193H202V191H200ZM216 192V191H215ZM217 192V193H218ZM167 193V192H166ZM172 192H170L169 194L167 193L166 195H170ZM199 193V192H198ZM149 194V193H148ZM164 194V193H163ZM205 194V193H204ZM204 194H202V196L204 195ZM162 195V194H161ZM178 195V194H177ZM185 195V194H184ZM195 195V194H194ZM194 195H193V197H194ZM199 195V194H198ZM160 195L158 194V197H159ZM167 196V198H169ZM176 196V195H175ZM189 196V195H188ZM220 196H221V193H220ZM161 197V196H160ZM174 197V196H173ZM178 197V196H177ZM180 197H182V195L180 194ZM198 197V196H197ZM196 197V198H197ZM167 198H165L166 200H167ZM182 198H184V196L182 197ZM187 198V197H186ZM196 198H194V199H196ZM203 198H205V197H203ZM202 198V199H203ZM207 198V197H206ZM209 198V197H208ZM164 199V200H165ZM174 199L175 200H177L175 197H174ZM191 199H193V198H191ZM215 199V198H214ZM169 201H170V199H168ZM162 201V200H161ZM186 201V200H185ZM215 201V200H214ZM213 201V202H214ZM217 201V200H216ZM215 201V202H216ZM219 201V200H218ZM225 201V200H224ZM224 201H223V203H224ZM166 202V201H165ZM171 202V201H170ZM173 202V201H172ZM172 202H171V204H172ZM183 202V201H182ZM180 203V202H179ZM186 203V202H185ZM205 203V202H204ZM217 203V202H216ZM219 203H220V201H219ZM181 204V203H180ZM187 205H188V203H186ZM197 204V203H196ZM196 204L194 203L193 205H195L196 206ZM218 204V203H217ZM222 204V203H221ZM175 204H173V206H174ZM224 205V204H223ZM245 205V204H244ZM255 205H253V206H255ZM202 206V205H201ZM204 206V205H203ZM209 206H211V205H209ZM208 206V207H209ZM219 205H217V207H218ZM226 206V205H225ZM225 206H223V207H225ZM235 206V207H234ZM238 206V205H237ZM247 206H249V209H250V205L248 204ZM255 206V207H256ZM179 207H181V206H178V208ZM191 207V206H190ZM189 206H188V210L190 211V208ZM198 207V206H197ZM207 207V208H208ZM220 207V206H219ZM240 207V206H239ZM242 208H244L243 206H241ZM246 207V206H245ZM174 208H177V206L175 207L174 206ZM173 208V209H174ZM178 208H177V210H178ZM183 208H185V207H183ZM192 208H194V207H192ZM199 208V207H198ZM202 208V207H201ZM200 208V209H201ZM205 208H206V206H205ZM210 208V207H209ZM213 208V207H212ZM172 209V210H173ZM182 209V208H181ZM195 209V208H194ZM217 209V208H216ZM215 209V210H216ZM235 209H238V207L237 208H235ZM248 209V208H247ZM252 209V208H251ZM256 209V208H255ZM180 210V209H179ZM203 210V209H202ZM205 210V209H204ZM207 210V209H206ZM209 210H211V209H209ZM213 210H214V208H213ZM218 210V209H217ZM219 210H221L220 208H219ZM222 210H224V209H222ZM225 210H226V208H225ZM224 210V211H225ZM258 210H259V208H258ZM173 211H175V210H173ZM181 211V210H180ZM182 211H184L183 209H182ZM182 211H181V213H182ZM185 211H187V210H185ZM200 211V210H199ZM199 211H196V212H199ZM252 211V210H251ZM256 211V210H255ZM260 211H262V210H259V212ZM196 212H194V213H196ZM209 212V211H208ZM216 212V211H215ZM218 212H220V211H218ZM217 212V213H218ZM235 212V211H234ZM236 212H237V210H236ZM239 212H240V208H239ZM249 212V211H248ZM179 213V212H178ZM186 213H190L191 215H192V213L191 212H185V215H186ZM228 213V212H227ZM233 213V212H232ZM242 213V212H241ZM240 213V214H241ZM253 212H251L250 214L251 215H253V216H251V217H253L254 218V216H255V214H252ZM257 214H258V212H256ZM263 213H264V211H263ZM187 214V215H188ZM189 214V215H190ZM200 214V216H201V213H199ZM221 214V213H220ZM243 214V213H242ZM262 214V213H261ZM183 215H184V213H183ZM196 215H198V214H196ZM208 215H210L209 213H208ZM228 215V214H227ZM238 215V214H237ZM244 215H247V212H246V214L244 213ZM192 216H194V215H192ZM200 216L198 217V220H199V218H200ZM214 216V215H213ZM220 216V215H219ZM230 216H232V215H230ZM239 216V215H238ZM249 217V220H250V216H248ZM258 216L256 215L255 216V218H257ZM260 217V216H259ZM263 217H264V215H263ZM202 218V217H201ZM206 218V217H205ZM205 218H203V219H205ZM212 218V217H211ZM216 218V217H215ZM234 218V217H233ZM241 219H242V217H240ZM244 218V217H243ZM254 218V219H255ZM261 218V217H260ZM197 219V218H196ZM207 219V218H206ZM222 219V218H221ZM237 219H239V218H237ZM245 219V218H244ZM263 219V218H262ZM218 220V219H217ZM227 220V219H226ZM231 220V219H230ZM253 220V219H252ZM202 221V220H201ZM209 221V220H208ZM219 221V220H218ZM233 221V220H232ZM236 220H234V222H235ZM238 221H240V220H238ZM242 221V220H241ZM204 222V221H203ZM205 222H207V220L205 221ZM224 222V221H223ZM227 223V222H226ZM229 223V222H228ZM231 223V222H230ZM241 224H242V222H240ZM246 223V222H245ZM255 224H256V222H254ZM258 224L260 223V222H257ZM235 224H237V223H235ZM239 224V223H238ZM261 224H263V223H261ZM208 225V224H207ZM212 225V224H211ZM226 225V224H225ZM260 225V224H259ZM227 226V225H226ZM240 226V225H239ZM244 226V225H243ZM246 226V225H245ZM260 226H262V225H260ZM216 228H217V226H215ZM228 227H230V226H228ZM242 227V226H241ZM212 228V227H211ZM223 228V227H222ZM225 228V227H224ZM250 228H251V226H250ZM226 229V228H225ZM210 230V229H209ZM208 230V231H209ZM217 230V229H216ZM223 230V229H222ZM237 230V229H236ZM245 230V229H244ZM243 230V231H244ZM213 231V230H212ZM224 231V230H223ZM227 231V230H226ZM225 231V232H226ZM251 232V231H250ZM219 233V232H218ZM246 234H247V231L245 232ZM209 234V233H208ZM222 234H223V232H222ZM226 234V233H225ZM241 234H243L242 232H241ZM245 234V235H246ZM252 234V233H251ZM228 235V234H227ZM239 235H240V232H239ZM229 236V235H228ZM247 236V235H246ZM229 238V237H228ZM231 238V237H230ZM234 238V237H233ZM252 238V237H251ZM258 238H259V236H258ZM263 238V237H262ZM248 239V238H247ZM257 239V238H256ZM255 239V240H256ZM261 240V239H260ZM229 241H231V240H229ZM233 241V240H232ZM251 241V240H250ZM235 242V241H234ZM234 242H232V243H234ZM249 242V241H248ZM254 242V241H253ZM230 243V242H229ZM264 243V242H263ZM235 244H237L236 242H235ZM254 244H256L257 245V242L255 241L254 242ZM259 244H261V243H259ZM258 246V245H257ZM264 248V247H263ZM252 250V249H251ZM262 250L260 249V252H261ZM19 261L20 262H23L22 261V259H19Z\"/></svg>","mask_w":264,"mask_h":264}]
</instances>
